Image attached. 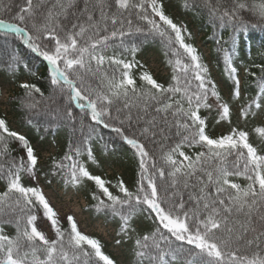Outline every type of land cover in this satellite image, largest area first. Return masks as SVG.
<instances>
[{
	"label": "snow or ice",
	"instance_id": "obj_1",
	"mask_svg": "<svg viewBox=\"0 0 264 264\" xmlns=\"http://www.w3.org/2000/svg\"><path fill=\"white\" fill-rule=\"evenodd\" d=\"M18 7L11 22L0 18V30L19 38L47 62L51 85L62 98L75 104L94 123L120 134L126 143L136 148L140 157L138 191L133 194L120 182L117 187L123 197L114 195L105 181L76 160L80 155L79 147L70 146V152L54 163L52 174L60 175L67 169L65 184L70 178L73 187H78L85 179L94 181L99 189L92 194V199L98 201L97 211L111 209L119 214L124 235H127L132 214L139 206H147L140 210L149 211L157 227L135 241L140 264L145 260L148 264H180L181 261L184 264H264V154L249 142L244 130L233 128L231 133L218 138L206 133V120L201 117L200 109L212 107L209 97L216 98L221 119H230V107L221 102L216 84L210 79L197 49L186 43V29L165 14L160 0H139V3L136 0H23ZM149 8L151 16L159 20L150 17ZM246 8L242 0H234L233 7L224 10L220 18H227L234 31H239L247 27L240 15ZM132 10H139L136 14L146 21L149 35L166 38L169 46L178 44L190 60V65L181 58L175 60L177 71L183 73L182 77L173 75L175 84L165 88L151 74L143 72L140 80L150 87L138 88L131 75V69L136 66L134 62L126 61L115 52L112 56L102 54L111 38L126 34L123 24L131 26L132 20L125 21L123 16ZM5 11L10 13L11 7L0 0V13ZM259 14L264 20V3L259 5ZM109 23L113 26L110 34ZM117 24L121 25L119 29L115 27ZM136 31L145 29L137 27ZM172 54L177 55L174 48ZM225 60L235 82L233 94L239 97L240 79L227 54ZM93 62L97 65L95 71ZM106 62L121 69L120 77L113 75L108 79L106 90L93 89L87 74L99 73ZM182 64L183 67H179ZM193 80L198 82L195 88ZM20 87L26 90L29 99L33 93L41 92L34 84L24 83ZM258 87V96L264 98V76ZM121 100L123 106L116 107L113 116V106ZM253 103L257 109L261 108L262 101ZM35 106V103L28 105ZM133 106L145 113L150 107L155 110L156 115L142 130L145 137L159 134L167 139L165 129L170 132L172 127L176 128L175 135L181 137L174 147L161 145L160 160L153 159L151 171L146 166L150 158L146 145L137 138H130L122 127L125 119L131 120V115L122 118L123 110ZM68 115H72L70 108ZM249 115H258L251 111V105L240 109L242 118ZM106 116L108 120L104 119ZM112 120L119 126L111 123ZM255 131L264 137V127H257ZM9 137L20 142L26 161L23 157L19 161L7 157ZM196 146L201 151L194 156L182 150ZM233 156L235 159L230 161L229 157ZM88 157L93 158L91 149ZM23 174L34 181V186L22 183ZM239 177H243L246 184L236 182L234 178ZM0 180L6 181V188L0 193V264H115L104 254L98 239L79 230L72 215L66 218L68 227H61L40 185L38 157L33 147L25 136L10 131L3 119H0ZM40 209L50 222L54 238L37 227ZM5 225L14 227L15 234H7ZM185 245L192 247L186 251Z\"/></svg>",
	"mask_w": 264,
	"mask_h": 264
},
{
	"label": "trees",
	"instance_id": "obj_2",
	"mask_svg": "<svg viewBox=\"0 0 264 264\" xmlns=\"http://www.w3.org/2000/svg\"><path fill=\"white\" fill-rule=\"evenodd\" d=\"M9 3L11 12L5 11L0 13V18H3L11 22V17L19 11L18 5L23 0H4ZM139 3V0H136ZM164 6L165 14L168 15L174 23L180 26L182 29H186L184 32L186 43L192 44L198 51L201 57V62L207 66L209 65L202 53V50L197 46L195 37L193 35L192 26H194L200 33L203 34L202 40L204 43H209L211 50V61L215 71L220 74L223 83L228 88L230 98H226L222 93V90L214 80L213 74L208 72V75L212 81L216 84V89L221 97V102L228 103L229 107L234 102H237L239 108H247L251 105V111L261 115L262 119H257L258 115H249L246 118H242L240 123L235 120L229 125L227 132L220 133L217 127L218 122L221 120L219 115V108L215 97H209L208 103L212 106L211 108H201L200 115L206 120V133L211 138H218L223 135L231 133L233 128L244 130L248 133L249 142L256 147L261 154H264V137L255 131L257 127H264V107L257 109L253 101H259L260 91L258 84L260 78L264 76V20L261 19L259 14V5L264 3V0H242L247 5L245 10L240 11V15L247 22L246 28H241L239 31H234L233 25L225 18L221 20L222 12L226 9L233 7L234 0H160ZM173 4L169 6L170 3ZM177 12L174 15L173 8ZM216 9H219L217 12ZM139 10H132L130 13H124L123 19L132 20L131 26L126 22L123 24V30L125 35L123 37L117 35L108 41V47L103 50L102 54L105 56H112L115 52L120 55L121 58L128 62H134L135 67L131 69V75L136 81L137 87L149 88L140 80V75L143 72H148L145 64L142 63L141 57L152 50L160 54V58L169 72L164 77H153L157 83L167 88L169 85L175 84L173 81V75L183 76V73L177 71L175 60L181 58L185 63L190 65V60L183 53V50L179 48L178 44L173 43L169 46L166 38H161L158 35H149L146 29L148 25L146 21L139 19L136 14ZM151 18L159 20L158 17L151 16V9H147ZM190 21H187L186 18ZM255 25V26H253ZM112 25L109 23V34L112 30ZM117 29L121 27L120 24L115 26ZM140 27L145 31L137 32L136 28ZM170 31V30H169ZM245 33V39L241 41L240 34ZM189 33L191 35H189ZM217 36V37H214ZM174 42V34H173ZM173 48L176 50L177 55L172 54ZM134 50V51H133ZM226 54L230 57L232 66L236 69V76H238V70L244 71L242 76L241 92L239 97H236L233 93L235 90V82L232 79L228 63L225 60ZM97 65L95 62L92 63V68L95 71ZM179 67H183V64ZM247 69V71H245ZM149 73V72H148ZM0 74L4 76H11L15 81L20 77L27 78L29 84H34L40 88V93H33L32 99L26 95V90L22 87H18L15 95L11 99V106L14 114H16L17 125L20 128H25L28 132L27 140L30 145L32 141L39 140L40 142L47 139L57 138L58 148L50 158L45 161L43 166L38 165V174L40 180L46 183L57 182L61 186L66 188H72L75 190H81L84 194L87 205L85 210L88 211L92 218H102L106 222L114 223L117 227V233H119L117 240L121 241V244H125L128 250L129 264H140V258L136 256V239L142 237L144 234L152 233L155 231L157 224L150 218L147 211H141V208L146 209V205H141L135 213L132 214L129 221V229L127 235L121 232L122 219L119 214H114L111 209H102L97 211L98 201L92 199L93 192H99L94 181L87 179L83 180L78 187H73L70 183L65 184V176L68 172L66 169L64 173L60 175H53L52 169L55 162L61 161L67 153L70 152V146L79 147L80 155L75 157L80 163L88 169V171L94 175H99L101 169V158L104 155H115L121 156L129 164V175L134 172L135 178L129 176L128 180L124 184L129 192L135 194L140 186V161L139 166L136 164L135 159L129 154V150L134 148L132 145L126 143L123 137L112 131L111 128H105L102 124H96L91 121L90 117H85L79 108L75 104H69L65 98H62L51 85L50 73L47 62L41 57H38L30 49H28L22 41L14 35H6L3 30H0ZM121 69H118L114 65L105 63L101 66L100 72L93 75L92 73L87 74V81L97 90L107 89V80L111 79L113 75L119 79ZM150 74V73H149ZM193 73L189 71V78ZM198 82L192 81V87L195 88ZM42 93V95H41ZM177 98H179L177 94ZM30 103H35V107H28ZM124 101L121 100L118 104L113 106L112 115L115 116V108L123 106ZM71 109L72 115H68V109ZM232 110L230 109V115ZM131 115V120H124L123 129L126 135L130 138H137L141 143L146 145L147 151L150 153V158L146 161V166L151 171V164L153 159L157 162L160 160V149L161 145L175 146L181 139L180 136L175 135L176 128L172 127L170 132L165 129L168 133V138L165 139L161 135L153 137L149 134L145 137L142 134V130L148 126L147 122L156 115L154 108H149L145 113L138 107H131V109H124L123 116ZM143 117L138 119L137 117ZM0 119L5 120L7 127L10 131H15L11 126L8 125L4 115L0 113ZM108 120V117H104ZM171 119V118H170ZM113 124L118 122L115 120L110 121ZM158 131V130H157ZM34 149V148H33ZM91 149L92 159L88 157V150ZM136 150V148H134ZM167 150V149H166ZM186 154L194 156L196 152L201 149L196 146L193 148L183 147L182 149ZM137 151V150H136ZM75 156V152H72ZM7 157H15L17 161L21 157L26 161V153L19 141L13 138H8V153ZM235 157H229V160H234ZM7 162V158L5 159ZM66 164H71V161H65ZM47 173V177L44 175ZM114 179V178H113ZM236 182L242 185L246 184V180L243 177L234 178ZM119 181V178L115 179ZM104 181V180H103ZM22 183L25 186H34L30 180H28L27 174H23ZM105 186L114 194L123 197V193L119 192L117 187L109 186L105 182ZM146 186V181H145ZM6 188V181L0 180V193ZM101 198L102 194H101ZM184 199H188L187 193L184 194ZM119 208V205H117ZM125 212L127 209L125 208ZM43 214V210L40 209L39 215ZM136 216V217H135ZM146 219L149 225H142V218ZM137 221L140 224V231L136 232L133 230V224ZM61 227L67 228V219L60 222ZM5 232L9 235L15 234L14 227L5 225ZM90 237L98 239L102 245V251L114 260L112 254L108 250L107 243L101 240L96 235H90ZM192 246L185 245L187 251ZM115 262V260H114ZM143 264H148L145 260ZM180 264H184L183 261Z\"/></svg>",
	"mask_w": 264,
	"mask_h": 264
},
{
	"label": "rangeland",
	"instance_id": "obj_3",
	"mask_svg": "<svg viewBox=\"0 0 264 264\" xmlns=\"http://www.w3.org/2000/svg\"><path fill=\"white\" fill-rule=\"evenodd\" d=\"M172 4H173V2L170 3L169 6H171ZM172 8H173L174 15H177V12L175 11L174 7H172ZM187 20L189 21L188 18H187ZM195 33H196V30H195ZM196 36H198L197 40H198V44L200 45L202 42L200 39V35L198 33H196ZM215 37H217V36H215ZM240 38H241V41H243L246 38L245 33L241 32ZM148 55H150V59L155 64H159V66L161 65L159 63L160 58H159V55L157 53H154L153 51H149ZM147 57H145L144 59L146 60ZM212 72L214 74V77H215L217 83H219V85L221 87L222 93L225 95L226 98H230V93L228 91V88L225 86V83H223V79H221L219 74H217V72H215L214 69H212ZM262 101H263L262 103H264V98ZM234 103L235 104H232L230 107V109L232 110L231 115H230V119H221L217 124V127L219 128L220 132H227L229 125L231 123H233L235 120L237 121V123H240V121L242 119V117L240 116L239 105L237 104V102H234ZM258 119H261V116L258 117ZM23 133L25 135H27V131L23 130ZM51 142L48 141L47 143H41L39 141H34V143H33L34 147H36L40 150L39 156H41V157L45 156V152H44L45 147L52 148L54 146V144H56V141L54 139L51 140ZM53 149H54V147H53ZM53 149H51V150L53 151ZM129 154L135 159L136 164H138L140 161V157H139L137 151L134 148H132V150H129ZM40 160H42V158ZM101 162L102 163H101L100 168H99V169H101V171L99 173V177L102 180H104L109 186L117 187V185L120 182H123L125 184L129 178V176L132 177V180H134L135 174H134V172H132V174L129 175V168H128L129 164H127L128 162L123 157H121V156L119 157V156H115V155H109V156L104 155L101 158ZM40 164H42L41 161H40ZM116 178H119V181H116L115 180ZM28 180H30L32 183H34V181L30 177H28ZM40 185L42 186L41 180H40ZM46 192H47L49 198L52 201H54L55 208L59 207L58 209L62 213L67 211L68 208L75 209L76 207L78 208V204H79V207L84 204V200L82 199V197L80 198V196L78 195V193L80 195L82 194L81 191L80 192L78 191L77 194H76V192L74 193L73 190H68L65 193H62L60 190H58L57 186H52L51 188H47ZM77 210H78L77 222H79V226H80L82 233H84V232L90 233L92 230H97L98 232H100V233H98V235L100 234V236L101 235L105 236V232L107 234L112 233L111 232L112 231L111 225L106 224L104 222H103L104 223L103 224L102 221H99V219H92V218H90V216L88 217L87 214L81 213V211L79 209H77ZM148 212L149 211H147V213ZM57 215H58V218L60 221L65 219L64 217L60 216L58 213H57ZM79 215H81V216H79ZM141 218L143 219L142 220L143 227H145V225L148 226V222H150V221H147L146 219L144 220L143 217H141ZM36 223H37V227L39 230L45 232V234L48 235L50 238H54V233L51 230L50 222L46 219V217L43 216V214L38 215V219H37ZM140 224L141 223L135 221L133 224V230L135 229L134 231H136V232L140 231V228H141ZM104 239H106V238L104 237ZM110 247H111L112 251H114V253L116 252L117 255H120L119 258L121 259V261H120L121 264H127L125 244H124V246H121L117 243H113V245L111 244Z\"/></svg>",
	"mask_w": 264,
	"mask_h": 264
}]
</instances>
